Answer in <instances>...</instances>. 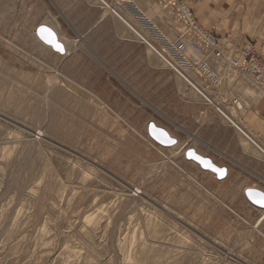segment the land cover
Listing matches in <instances>:
<instances>
[{"label": "rangeland", "instance_id": "rangeland-1", "mask_svg": "<svg viewBox=\"0 0 264 264\" xmlns=\"http://www.w3.org/2000/svg\"><path fill=\"white\" fill-rule=\"evenodd\" d=\"M116 3L153 44L149 14ZM28 8L0 0V264H264L252 178L211 180L185 157L193 140L154 141L149 121L171 126L154 99L86 53L52 52Z\"/></svg>", "mask_w": 264, "mask_h": 264}, {"label": "crops", "instance_id": "crops-1", "mask_svg": "<svg viewBox=\"0 0 264 264\" xmlns=\"http://www.w3.org/2000/svg\"><path fill=\"white\" fill-rule=\"evenodd\" d=\"M117 1L138 6L161 31L169 30L163 32L173 35L174 21L151 0ZM115 3L116 0H27L30 17L42 21L38 25L53 29L65 46L64 54L51 49L52 52L62 57L86 53L96 61V68L117 74L124 85L133 87L144 100L152 102L154 99L153 105L171 124L161 127L177 140H193L195 144H188V147L226 168V176L222 179L211 171H204L209 179L222 182L233 174L243 179L242 174L247 173L258 183L244 178L247 180L244 189L255 187L264 192V158L243 150L241 137L226 119L166 67L148 45L131 40V29L111 8ZM190 6L201 26L211 30L225 49L231 46L241 49L251 44L264 61V0H191ZM116 44L124 46L121 53H116ZM247 84L243 78L226 75L216 93L240 96L249 103L241 112L247 127L240 126L249 138L238 131L253 144L256 142L254 145L258 144L262 151L257 148L263 153L264 98L255 93L254 96L246 95L244 90L250 88Z\"/></svg>", "mask_w": 264, "mask_h": 264}, {"label": "built area", "instance_id": "built-area-1", "mask_svg": "<svg viewBox=\"0 0 264 264\" xmlns=\"http://www.w3.org/2000/svg\"><path fill=\"white\" fill-rule=\"evenodd\" d=\"M151 1L174 21L177 28V32L170 36L161 31L155 21L146 18L148 34L154 38L153 51L216 113L238 130L218 107L224 109L239 126L245 127L241 115L247 106L245 100L236 95L217 94L216 91L227 75L245 79L264 98V61L260 54L251 44L241 49L237 46L225 49L222 41L198 22L190 6L191 0Z\"/></svg>", "mask_w": 264, "mask_h": 264}, {"label": "water", "instance_id": "water-1", "mask_svg": "<svg viewBox=\"0 0 264 264\" xmlns=\"http://www.w3.org/2000/svg\"><path fill=\"white\" fill-rule=\"evenodd\" d=\"M41 28H46L48 30H50V32L52 33L51 36H49L48 32H44L41 33L40 29ZM36 35L39 38L40 41H42L44 44L50 46L54 51L59 52L61 54L65 53L63 44L58 40L55 32L48 26L44 25V24H40L36 27ZM54 41V43H48L47 41ZM54 44H59L63 51H58L57 48L54 46ZM147 128H148V134L150 135V137L156 141L157 143H159L160 145L163 146H172L176 143V139L171 137L168 132L161 126H156L155 123L153 121H149L147 124ZM169 140L175 141V143H168ZM185 157L187 159H191L193 161H195L196 163H198L200 165V167L204 170H209L211 172H213L216 177L218 179H222L226 176V168L225 167H219L218 165H216L215 163L212 162V160L209 157H205L200 155L199 153H197L194 148H187L185 150ZM214 169H222L224 170V175L221 176V174L217 171H214ZM249 189H253L259 192H263L262 190L255 188V187H248L245 189L244 193L246 198L255 206L259 207V208H263L262 206H260L259 204L253 203V201L251 199H249L248 196V190Z\"/></svg>", "mask_w": 264, "mask_h": 264}, {"label": "snow or ice", "instance_id": "snow-or-ice-1", "mask_svg": "<svg viewBox=\"0 0 264 264\" xmlns=\"http://www.w3.org/2000/svg\"><path fill=\"white\" fill-rule=\"evenodd\" d=\"M41 33L48 32L49 36L52 35L50 30L46 28L40 29ZM48 43H54V41H47ZM54 46L57 48L58 51H63L62 47L59 44H54ZM168 143H175V141L169 140ZM214 171H217L221 174V176L224 175V170L222 169H214ZM248 196L249 199L253 201V203L259 204L260 206L264 207V192H259L253 189L248 190Z\"/></svg>", "mask_w": 264, "mask_h": 264}, {"label": "bare ground", "instance_id": "bare-ground-1", "mask_svg": "<svg viewBox=\"0 0 264 264\" xmlns=\"http://www.w3.org/2000/svg\"><path fill=\"white\" fill-rule=\"evenodd\" d=\"M104 4V3H103ZM110 7V6H109ZM112 8V7H111ZM113 9V11H114V13H115V15L119 18V19H121L125 24H127L134 32L133 33H136V35L140 38L141 37V39L144 41V42H146V44L150 47V49L151 50H153V48H155V45H153L152 43H149L150 41H148V39L145 37V35L142 33V31H140V30H138L136 27H134V25H132L131 23H130V21L129 20H127L126 18H125V16L123 15V14H121L118 10H116L115 8H112ZM133 23V22H132ZM129 28V29H130ZM161 30V29H160ZM165 30V29H164ZM164 30H162V31H164ZM165 31H169V30H165ZM153 47V48H152ZM228 118H230V120L232 121V123L233 124H235L236 126H237V128H238V130H240L241 132H243L244 133V131H242L241 130V128H240V126L237 124V121L234 119V118H232L230 115L229 116H227ZM245 134V136H247L246 135V133H244ZM247 138H249L248 136H247ZM254 144L256 145V142H254ZM257 147L259 148V146H258V144H257ZM261 147V146H260ZM260 150H261V148H259ZM262 151V150H261ZM264 153V152H263ZM216 176V175H215Z\"/></svg>", "mask_w": 264, "mask_h": 264}]
</instances>
